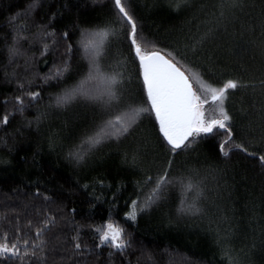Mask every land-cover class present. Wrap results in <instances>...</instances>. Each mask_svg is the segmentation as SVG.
<instances>
[{
	"label": "snow or ice",
	"instance_id": "snow-or-ice-1",
	"mask_svg": "<svg viewBox=\"0 0 264 264\" xmlns=\"http://www.w3.org/2000/svg\"><path fill=\"white\" fill-rule=\"evenodd\" d=\"M93 3L99 5L101 0H93ZM103 4L108 12L98 22L102 27L97 31L81 32L83 40L80 44L88 61L86 71L75 86L50 97L48 105V109L63 110L64 115L70 119L85 115L75 111L69 115L70 107L80 103L85 108L93 106L100 113L97 120L103 123L97 125L98 130L84 132L75 139L73 136H62V128L60 131L50 130L49 135V131H44V121L49 118L50 112L37 111L34 120L25 121L24 128L31 129L35 125L37 132L49 136L51 149H66L67 158L81 167L87 166L90 156L102 146L115 148L116 154L122 157L121 164L141 175L134 197L123 201L126 205L123 217L125 221L134 224L143 214L169 203V190L179 188L182 197L174 209L175 220L198 218L206 221V234H211L213 245L211 259L207 264H264V103L253 101L249 110L241 111L239 115L228 107L230 94L245 89L264 88V80L245 84L240 78L221 75L220 80L213 84L202 80L199 73L192 72L185 66L181 67L178 62L189 51H200L215 59L214 50L209 52L205 45H214L215 34L225 31L221 27L223 21L229 16L234 18V13L242 11L246 6L256 7L257 0H250L247 5L245 0H219L210 5V22L204 26L202 33L199 30L181 31L163 36L158 31L152 32L145 28L142 10L148 7L147 4L141 5L139 0H103ZM259 4L264 5V0H259ZM40 6V0H35L23 13L17 12L10 17L9 23L31 16ZM165 7L179 15L196 5L193 0H169ZM204 10L207 11L208 6ZM54 19L55 15L50 17V20ZM23 30L21 26L20 31ZM40 35L55 37L56 32L43 27ZM260 35L264 36V30ZM108 37H116L121 46H127L129 59L137 68L139 93L133 86L134 81L125 73L116 68L105 71L101 67L102 55L106 54H102L101 49ZM61 38L66 45V52L71 54L73 46L68 43L70 31L63 30ZM53 43L56 41L53 40ZM9 53L12 58L18 55V50L13 46ZM48 53L49 45L45 43L41 55ZM69 72L66 60L64 66L53 75L44 77V83L47 84L50 79L59 81ZM27 83L30 86L32 82ZM42 91L43 88L31 90L25 83H17L18 94L13 95L11 100H0L5 109L9 105L13 109L0 116V127L9 126L10 118L14 119L17 113L23 115L39 104L43 99ZM141 96L143 105L146 106L142 105ZM146 115L154 117L155 138L141 132L143 117ZM18 134L23 135V132L18 130ZM209 139L215 140L216 155L211 157L214 161L211 164H208L209 158L205 157L202 167L199 155L195 154L199 152L200 142ZM61 140L66 143H60ZM154 141L162 142L160 147H166L168 155L155 175L151 173V169L141 168L145 158L156 147ZM181 156H187L189 160L178 164L176 158ZM234 158H239L242 166L239 173L229 167ZM190 160L195 163L190 167L186 166ZM228 171H232L233 176L239 174L245 184L251 181L255 185L258 181L261 193L258 198L259 207L255 200L245 206V211L252 214V223L260 229L261 241L257 244L253 238L240 251L234 245L245 239L247 233L234 227L235 211L227 206L220 209L217 205L216 214L209 217L207 213L210 209L201 206L203 201L213 195L206 184L207 174L223 178ZM249 171L253 173L251 177L248 176ZM98 183L101 187L104 186L102 179ZM145 189L150 191L145 194ZM82 190L87 191L88 185H83ZM187 193H192V197L189 198ZM121 194L122 190L119 188L110 193L108 203L112 210H119ZM33 195L42 202L24 206L23 216L20 213L6 216L7 226H0V261L7 264L9 260L16 259L20 264H48L49 255L56 251L50 241L60 239L61 233H67L70 228L74 235L68 236L63 244L71 242V248L75 252H81L82 228L76 220L77 209H66L58 197L42 193L39 187ZM100 199L95 198L97 201ZM257 211L260 215H256ZM22 219L24 224H21ZM112 220L113 217L109 215L102 226L91 229L99 238L96 247L111 246L116 252L124 254L132 246V242L127 238L125 229ZM172 221L173 217L169 216V223ZM57 229L60 231L57 232ZM252 232L254 236L255 229ZM125 264H130L127 258Z\"/></svg>",
	"mask_w": 264,
	"mask_h": 264
},
{
	"label": "trees",
	"instance_id": "trees-1",
	"mask_svg": "<svg viewBox=\"0 0 264 264\" xmlns=\"http://www.w3.org/2000/svg\"><path fill=\"white\" fill-rule=\"evenodd\" d=\"M34 2L35 0H0V100H11L13 95L18 94L16 85L20 82L31 90L44 89L43 99L39 104L23 115L17 113L14 119L10 118L9 126L0 127V226H7L6 216H15L17 213L23 216L24 206L41 203L33 195L39 187L42 193L58 197L66 209L76 208V220L82 228V251L75 252L71 248V242L63 244L68 236L74 235L70 228L67 233H61L60 239L50 241L56 251L49 255L48 264H125V258L130 264H207L211 259L213 245L211 234H206V221L198 218L175 220L174 209L182 197L179 188L169 190V203L143 214L134 224L125 221L123 217L126 205L123 201L134 197L141 175L121 164L122 157L116 154L115 148L102 146L90 156L88 165L81 167L67 158L66 149H51L49 136L37 132L35 125L31 129L24 128L25 121L34 120L37 111L50 112L49 118L44 121V131H49V135L50 130L60 131L62 128V136H73L75 139L84 132L98 130L97 125L103 123L97 120L100 113L95 107L85 108L82 103L69 108V115L73 111L85 114L76 119L65 116L63 110L48 109L49 98L75 86L86 71L88 61L80 44L83 40L81 32L97 31L102 27L98 22L108 12L103 0L99 5L94 4L93 0H40L41 6L31 16L9 23L10 17L17 12L23 13ZM193 2L196 7L177 15L165 7L169 0H139L141 5H148L142 10L145 28L152 32L158 31L162 36L181 31L199 30L202 33L204 26L210 22V5L219 0ZM249 2L250 0H245L246 5ZM206 6L207 11L204 10ZM53 15L55 19L50 20ZM21 26L23 31H20ZM43 27H47L48 31H55V37H42L40 33ZM221 27L225 31L215 34V44L205 45L209 52L214 50L216 58L200 51H189L183 60L178 61L181 67L185 66L192 72L199 73L202 80L213 84L220 80L221 75L240 78L245 84L264 80V36L260 35L264 30V5L257 0L256 7L246 6L242 11L237 10L234 18L229 16L221 23ZM63 30L70 31L68 43L73 46L71 54L66 52V45L61 38ZM53 40L56 41L55 44ZM45 43L49 45V53L41 55ZM13 46L17 48L18 55L10 58L9 49ZM101 52L106 53L102 55L101 67L105 71L116 68L125 73L134 81L133 86L139 93L137 68L129 59L127 46H121L116 37H108L104 40ZM66 60L70 72L65 73L59 81L50 79L45 84L44 77L53 75L64 66ZM28 81L32 82L30 86ZM253 101L264 103V88L245 89L230 94L228 107L239 115L241 111H248ZM141 102L143 105L142 96ZM5 111H13L11 105L5 109L0 104V116ZM155 128L153 115L143 117L142 133L155 138ZM18 130L23 135H19ZM59 142L66 143L64 140ZM76 142L79 143V140L76 139ZM154 142L155 149L150 151L141 164V168L151 169L153 175L168 158L167 148L160 147L162 142ZM214 144L215 140L212 139L200 142L199 152L195 155H199L202 167L205 157L209 158L208 164L214 163L211 160L216 155ZM176 160L179 164L189 160V157L181 156ZM194 163V160H190L186 166L190 167ZM229 167L239 173L242 167L239 158H234ZM252 175L249 171L248 176ZM101 179L104 181L103 187L98 183ZM206 184L213 192L201 204L210 209L207 215L214 216L217 205L220 209L227 206L236 213L234 227L247 233L245 239L234 245L237 251L245 248L253 238L259 244L260 229L252 223V214L245 211V206L250 201L255 200L259 207L258 198L261 193L258 181L255 185L251 181L245 184L239 174L233 176L232 171H228L223 178L208 173ZM83 185H88L87 191L82 190ZM117 188L122 190L119 210H112L108 200L110 193ZM149 191L150 189H145V194ZM186 195L191 198L193 194ZM96 197L101 199L97 201ZM3 205L13 207L5 208ZM17 205L20 207H15ZM109 215L113 217L114 224L125 229L127 238L132 242V246L124 254L116 252L111 246L96 247L99 238L91 229L102 226ZM256 215H260L259 211ZM169 216L173 217L172 223H169ZM24 223L22 219L21 224ZM56 231L59 232L60 229ZM0 264L5 262L0 261ZM7 264L20 262L12 259Z\"/></svg>",
	"mask_w": 264,
	"mask_h": 264
},
{
	"label": "water",
	"instance_id": "water-1",
	"mask_svg": "<svg viewBox=\"0 0 264 264\" xmlns=\"http://www.w3.org/2000/svg\"><path fill=\"white\" fill-rule=\"evenodd\" d=\"M177 79L179 80V76H177Z\"/></svg>",
	"mask_w": 264,
	"mask_h": 264
}]
</instances>
